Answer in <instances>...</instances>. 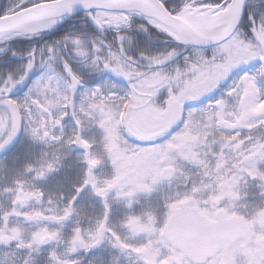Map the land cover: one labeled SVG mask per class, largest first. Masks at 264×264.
I'll return each instance as SVG.
<instances>
[{
	"label": "snow or ice",
	"instance_id": "1",
	"mask_svg": "<svg viewBox=\"0 0 264 264\" xmlns=\"http://www.w3.org/2000/svg\"><path fill=\"white\" fill-rule=\"evenodd\" d=\"M0 264H264V0H0Z\"/></svg>",
	"mask_w": 264,
	"mask_h": 264
}]
</instances>
